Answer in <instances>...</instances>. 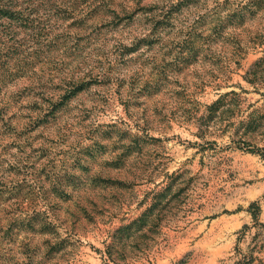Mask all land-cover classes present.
Wrapping results in <instances>:
<instances>
[{"label": "rangeland", "instance_id": "374dc122", "mask_svg": "<svg viewBox=\"0 0 264 264\" xmlns=\"http://www.w3.org/2000/svg\"><path fill=\"white\" fill-rule=\"evenodd\" d=\"M1 62L0 264H264V0H0Z\"/></svg>", "mask_w": 264, "mask_h": 264}, {"label": "trees", "instance_id": "16d2710c", "mask_svg": "<svg viewBox=\"0 0 264 264\" xmlns=\"http://www.w3.org/2000/svg\"><path fill=\"white\" fill-rule=\"evenodd\" d=\"M40 43H41V42H40ZM0 64H1V67H2V70H3V71H7V70H8V69H7V68H8V64H7V63L1 62Z\"/></svg>", "mask_w": 264, "mask_h": 264}]
</instances>
